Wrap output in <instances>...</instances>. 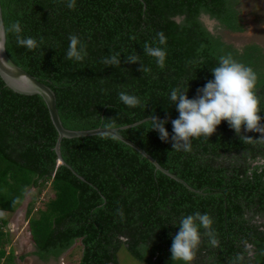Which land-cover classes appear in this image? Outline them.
Wrapping results in <instances>:
<instances>
[{
	"label": "trees",
	"instance_id": "16d2710c",
	"mask_svg": "<svg viewBox=\"0 0 264 264\" xmlns=\"http://www.w3.org/2000/svg\"><path fill=\"white\" fill-rule=\"evenodd\" d=\"M66 4L0 0L4 27L20 21L21 35L44 38L30 51L9 33L8 56L54 91L65 128H117L191 189L109 133L62 138L59 162L58 134L42 96L15 92L0 77V210L15 211L28 188H37V196L45 185L52 191L44 209L31 214L35 196L26 209L32 254L42 261L57 259L81 239L74 264H117L115 250L126 236L133 257L143 264H182L171 259L173 237L181 218L200 212L212 217L218 244L211 245L201 228L192 264H264V133L242 128L238 135L222 121L208 139H192L190 152L174 150L171 139V121L179 116L171 90L188 87V98H195L214 79L212 68L222 55L256 71L264 118V44L238 47L202 20L208 15L223 32L244 31L241 0H76L75 10ZM259 11L260 6L253 12L264 26ZM160 31L166 45H158ZM70 34L87 45L83 61L66 59ZM146 42L166 49L163 69L145 55ZM117 52L120 66L103 63ZM135 54L150 72L140 71L139 62H125ZM121 91L138 96L140 105L123 104ZM152 115L167 120V141L151 130ZM242 136L252 139L243 142ZM8 243L0 225V264H14Z\"/></svg>",
	"mask_w": 264,
	"mask_h": 264
},
{
	"label": "clouds",
	"instance_id": "9594fccd",
	"mask_svg": "<svg viewBox=\"0 0 264 264\" xmlns=\"http://www.w3.org/2000/svg\"><path fill=\"white\" fill-rule=\"evenodd\" d=\"M66 6L70 10H75L77 6L76 0H67ZM9 33L15 35L16 43L19 47H24L30 51L39 48L44 41L42 36L37 40L35 37H24L21 35V23L20 21H15L7 27L0 25V52L6 50L7 35ZM156 35L158 45H166L167 38L164 32H157ZM153 43H156V41ZM143 48L145 55L155 58L157 65L161 69L165 67L167 58L165 48L153 46L147 42L143 45ZM201 48H203V45H201ZM86 56L87 45L79 36L70 34L66 59L83 61ZM140 57L137 54L127 55L125 62L141 63ZM103 63L107 66H120L121 53L117 52L105 57ZM141 65L140 71L143 73L151 71L150 68L145 67L142 63ZM212 74L214 79L209 80L204 87L199 88L197 96L193 99H189L187 96L188 87L186 90H181L179 87L171 90L170 100L176 105L179 113L178 118L171 121L174 133L171 139L173 141V149L176 151L190 152L192 139H198L201 136L208 139L216 132L222 121H227L230 128L234 129L238 135L242 128L248 132L264 133V125L261 124L264 118L260 115L262 98L257 94L259 77L256 71L252 67L236 60L231 54H227L219 57L218 66L212 68ZM118 98L123 104L131 108L138 107L141 103L138 96L125 91H121L118 94ZM148 119L152 125L151 130L158 131L160 139L167 141L169 133L164 126L167 120H160L155 115L150 116ZM251 139L247 136L241 137L243 142ZM260 139H264V136ZM178 225L179 232L174 235L171 245V259L173 261L191 264L201 244V228L206 230L205 234L208 235L211 245L216 246L218 244V239L212 231L213 219L210 214H202L200 212L189 214L181 218ZM77 240L81 243V239ZM118 247L119 245L114 254L117 264L119 252L122 251L118 252ZM57 259H53V261H57ZM108 264L111 263L108 262Z\"/></svg>",
	"mask_w": 264,
	"mask_h": 264
},
{
	"label": "rangeland",
	"instance_id": "374dc122",
	"mask_svg": "<svg viewBox=\"0 0 264 264\" xmlns=\"http://www.w3.org/2000/svg\"><path fill=\"white\" fill-rule=\"evenodd\" d=\"M241 7L244 11V26L245 29L242 32H224L217 21L203 15V22L215 33H222L225 40L232 41L236 46L242 47L244 44L256 41L264 44V26L258 21L261 17L256 18L253 11L257 10L260 6L259 13L264 12V0H241ZM37 188H28L25 192L24 198L18 205L15 211L5 212L0 210V220L3 218L7 219L6 224L1 225L2 229L8 233L9 243L5 245L6 250L10 248L13 250V263L14 264H74L79 260L82 253L83 246L79 240H76L73 245L67 249L57 261H53L52 258L42 261L37 256L32 254L34 245L31 240V235L28 229L26 209L28 207L31 198L34 197L32 203L33 212L35 209H44L45 202L52 196L51 189L45 185L40 190V195L37 196ZM39 193V192H38ZM10 231V232H9ZM12 231V232H11ZM23 255V256H22ZM22 256V257H21ZM118 264H143L138 261L126 248L119 252Z\"/></svg>",
	"mask_w": 264,
	"mask_h": 264
},
{
	"label": "water",
	"instance_id": "95a60500",
	"mask_svg": "<svg viewBox=\"0 0 264 264\" xmlns=\"http://www.w3.org/2000/svg\"><path fill=\"white\" fill-rule=\"evenodd\" d=\"M0 25L4 26L3 19H2L1 6H0ZM0 77L2 78L4 83L15 92L26 94V95L37 93L42 96L48 108L49 117L58 134L56 143L54 145V149L58 156L59 162H63L62 157L59 153V143L62 138L87 136V135H93V134H99V133H109L121 139L125 143L129 144L136 150H138L143 156H145L150 162L154 164L156 169L163 171L164 173L182 182L186 187L191 189V187L183 179L179 178L176 174L160 166L159 163L154 158H152L146 151H144L142 148H140L138 145H136L132 141L121 136L117 132V128H111V127H96V128H90V129L65 128L58 114L54 91L48 85L41 82L35 76L29 74L23 68L15 64L11 60V58L8 56L6 50H4L3 52H0ZM143 120H140V121H143ZM138 122H134L129 125L132 126ZM127 126L128 125H124L123 128Z\"/></svg>",
	"mask_w": 264,
	"mask_h": 264
},
{
	"label": "flooded vegetation",
	"instance_id": "af4514ba",
	"mask_svg": "<svg viewBox=\"0 0 264 264\" xmlns=\"http://www.w3.org/2000/svg\"><path fill=\"white\" fill-rule=\"evenodd\" d=\"M120 238L122 239L123 242L119 245V247H118V252H119L120 250H122V249H125V248L129 251V247H128V245H130V244H129V242H128V243L126 242L127 237H126V236H121ZM63 253H64V252H63ZM63 253H62V254H63ZM130 253L132 254L131 251H130ZM194 259H195V258H194ZM109 263H110V262H109ZM70 264H71V263H70ZM191 264H192V263H191Z\"/></svg>",
	"mask_w": 264,
	"mask_h": 264
}]
</instances>
